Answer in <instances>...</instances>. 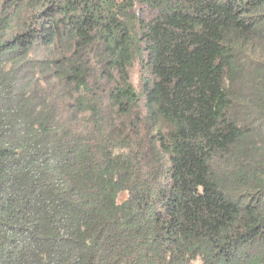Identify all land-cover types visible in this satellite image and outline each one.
<instances>
[{
	"label": "trees",
	"instance_id": "1",
	"mask_svg": "<svg viewBox=\"0 0 264 264\" xmlns=\"http://www.w3.org/2000/svg\"><path fill=\"white\" fill-rule=\"evenodd\" d=\"M196 259L264 264V0H0V264Z\"/></svg>",
	"mask_w": 264,
	"mask_h": 264
},
{
	"label": "rangeland",
	"instance_id": "2",
	"mask_svg": "<svg viewBox=\"0 0 264 264\" xmlns=\"http://www.w3.org/2000/svg\"><path fill=\"white\" fill-rule=\"evenodd\" d=\"M143 68L141 63L135 61L133 66L130 68V78L131 82L137 90H141L143 85ZM192 264H202L201 259H196Z\"/></svg>",
	"mask_w": 264,
	"mask_h": 264
}]
</instances>
